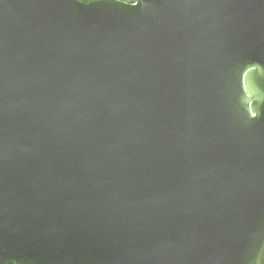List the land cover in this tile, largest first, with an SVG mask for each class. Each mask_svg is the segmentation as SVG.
Segmentation results:
<instances>
[{
    "label": "water",
    "instance_id": "95a60500",
    "mask_svg": "<svg viewBox=\"0 0 264 264\" xmlns=\"http://www.w3.org/2000/svg\"><path fill=\"white\" fill-rule=\"evenodd\" d=\"M0 264H264V0H0Z\"/></svg>",
    "mask_w": 264,
    "mask_h": 264
}]
</instances>
